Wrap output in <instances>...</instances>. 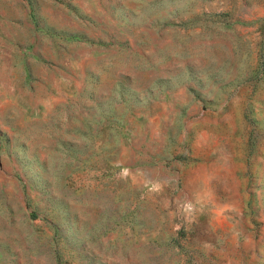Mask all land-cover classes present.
Masks as SVG:
<instances>
[{"label":"rangeland","instance_id":"1","mask_svg":"<svg viewBox=\"0 0 264 264\" xmlns=\"http://www.w3.org/2000/svg\"><path fill=\"white\" fill-rule=\"evenodd\" d=\"M0 264H264V0H0Z\"/></svg>","mask_w":264,"mask_h":264}]
</instances>
